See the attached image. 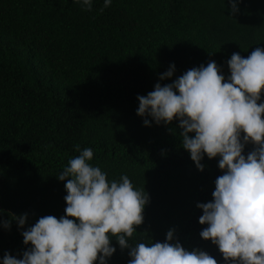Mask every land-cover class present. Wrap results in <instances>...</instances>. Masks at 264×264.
Wrapping results in <instances>:
<instances>
[{
    "label": "trees",
    "instance_id": "1",
    "mask_svg": "<svg viewBox=\"0 0 264 264\" xmlns=\"http://www.w3.org/2000/svg\"><path fill=\"white\" fill-rule=\"evenodd\" d=\"M0 0V258H22L30 245L21 232L46 215H65V183L58 175L80 149L92 148L93 165L118 180L128 175L150 201L144 223L129 238L163 242L166 233L188 249L200 248L224 264L202 239L197 203L213 199L222 175L218 159L197 169L183 149L179 121L145 126L138 95L172 83L187 70L264 47V0ZM103 8V11L101 9ZM175 64L172 78L159 76ZM264 98V96H262ZM253 149L245 147V155ZM27 214L23 229L11 215ZM108 264H128L129 249ZM98 264V261L96 262Z\"/></svg>",
    "mask_w": 264,
    "mask_h": 264
},
{
    "label": "clouds",
    "instance_id": "2",
    "mask_svg": "<svg viewBox=\"0 0 264 264\" xmlns=\"http://www.w3.org/2000/svg\"><path fill=\"white\" fill-rule=\"evenodd\" d=\"M91 11L93 0H74ZM233 14L238 0H228ZM242 2V0H239ZM112 0H104L103 7ZM103 11V8L101 9ZM230 75L223 74L215 61L193 67L172 83L155 84L146 96L138 95L137 115L151 126L179 121L182 147L198 170L205 156L218 159L222 175L215 180L213 199L197 203L202 210L199 235L216 245L224 264H264V47L255 48L246 58L238 52L227 60ZM170 64L159 80L173 77ZM253 149L245 155V147ZM79 155L70 158L58 175L66 181L65 215L40 217L21 232L30 247L22 258L5 252L0 264H108L116 252L111 241L129 249L128 264H218L200 248H185L166 233L163 242L129 243L144 223L150 198L145 188H137L128 175L118 180L93 160V149L76 146ZM27 214L11 215L2 222L10 230L16 220L23 229Z\"/></svg>",
    "mask_w": 264,
    "mask_h": 264
}]
</instances>
